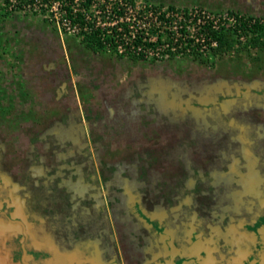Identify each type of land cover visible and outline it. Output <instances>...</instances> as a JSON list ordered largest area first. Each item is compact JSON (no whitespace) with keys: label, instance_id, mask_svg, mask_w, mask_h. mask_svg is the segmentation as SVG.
<instances>
[{"label":"rangeland","instance_id":"1","mask_svg":"<svg viewBox=\"0 0 264 264\" xmlns=\"http://www.w3.org/2000/svg\"><path fill=\"white\" fill-rule=\"evenodd\" d=\"M135 1L138 6L149 1L202 7L220 14L231 10L264 19V0ZM14 4L15 0H9V4L0 0V130L13 125L11 130L18 136L21 127L29 124L28 119L31 124L39 115L38 126L30 134L35 142L45 144L46 141L35 134L58 119L55 124L61 126L62 134L73 133L76 125L115 126L118 128L112 131L122 134L118 133L114 142L153 140V144L158 145L161 160L168 157L167 150L175 147L171 157L184 158L188 170L192 171V180L202 179V167L216 174L239 171L262 181L264 190V104L256 93L264 88V48L260 50L241 43L226 54H209L202 62L177 58L134 63L117 60L110 54L87 52L73 33L60 30L55 8L36 6L34 10H18ZM49 63L54 67L46 69ZM62 83L66 86L59 97L56 91ZM15 136L10 138L14 140ZM6 146L5 142H0L1 166L19 165V162H28L30 168L34 166L27 172L16 173V177L22 176L24 183L30 185L27 195L25 190H11L9 195L19 197L23 211L31 215V225L35 227L32 232L43 234L53 230L44 212L51 208L54 213L56 209L55 214L62 220L67 212H76L68 201L69 189L61 183L63 178H72L76 173L54 176L53 166L60 157L53 149V154L44 158L47 161L36 159L43 150L31 140L10 145V155L3 150ZM62 151L70 159L87 158L84 148L76 151L63 148ZM202 159L207 161L206 166H202ZM175 163L167 164L166 169L179 165L178 161ZM156 171L154 169L152 174L159 173ZM104 186L96 190L99 201L106 197ZM219 187L220 183L216 187L218 192ZM4 195L2 198L7 197V193ZM204 198L213 203L221 197L209 194ZM90 214L86 216L91 222L99 217L95 212L96 217ZM262 221L247 225L258 232L257 225ZM95 223L102 232L105 230L102 238L113 239L105 213L100 214ZM86 242L90 244V238ZM1 244L3 246L4 237L0 235ZM9 247L12 244L9 243Z\"/></svg>","mask_w":264,"mask_h":264},{"label":"flooded vegetation","instance_id":"2","mask_svg":"<svg viewBox=\"0 0 264 264\" xmlns=\"http://www.w3.org/2000/svg\"><path fill=\"white\" fill-rule=\"evenodd\" d=\"M256 93L264 104V88ZM39 117L31 124L28 119L18 136L11 130L13 125L4 126L0 130V142L7 144L3 150L10 155V145L31 140L43 150L36 159L47 161L44 158L54 149L61 160L54 163L52 174L76 173L61 180L69 189L68 201L76 212H67L62 220L56 209L54 213L51 208L45 210L53 230L32 232L31 215L25 214L19 197L9 194L25 190L27 195L30 185L16 173L34 166L30 168L28 162L0 165V235L4 237L0 264H264V190L256 177L253 180L239 171L216 174L202 167V179L192 180L184 158L171 157L175 147L167 150L168 159L161 160L158 145L147 138L146 142L135 140L127 145L104 142L113 134L119 136L118 130L112 131L118 128L115 126L76 125L73 133L62 134L61 126L55 124L58 119L35 134L46 141L45 145L35 142L30 134ZM63 148H84L87 158L70 159ZM206 162L202 159V166ZM169 163L174 165L166 169ZM154 169L159 173L152 174ZM100 185L106 186L101 202L96 193ZM5 193L7 197L2 198ZM209 194L221 198L208 203L204 196ZM94 212L99 217L91 222L86 215L95 216ZM102 213L114 235L107 241L102 238L105 230L95 225ZM260 219V232H253L247 224ZM89 238L90 244L86 242Z\"/></svg>","mask_w":264,"mask_h":264},{"label":"trees","instance_id":"3","mask_svg":"<svg viewBox=\"0 0 264 264\" xmlns=\"http://www.w3.org/2000/svg\"><path fill=\"white\" fill-rule=\"evenodd\" d=\"M54 4L63 33L74 30L87 52L117 60L202 62L209 54H226L241 43L264 48V19L231 10L220 14L149 1L138 6L135 0H15L14 8Z\"/></svg>","mask_w":264,"mask_h":264},{"label":"water","instance_id":"4","mask_svg":"<svg viewBox=\"0 0 264 264\" xmlns=\"http://www.w3.org/2000/svg\"><path fill=\"white\" fill-rule=\"evenodd\" d=\"M49 67L52 68V67H54V66H53L52 63H49V65H48L47 67H45V68H46V69H49ZM65 86H66V83H62V84H61L60 88L56 91V95H57V96H59V97L61 96V94H62L61 92H62V90H64ZM59 97H58V98H59Z\"/></svg>","mask_w":264,"mask_h":264},{"label":"crops","instance_id":"5","mask_svg":"<svg viewBox=\"0 0 264 264\" xmlns=\"http://www.w3.org/2000/svg\"><path fill=\"white\" fill-rule=\"evenodd\" d=\"M114 135H115V134H113V136H111L109 140H108V139H104V142H106V143H108V142H113V140H115V139L117 138V136H114ZM119 138H121V137H119ZM121 143L127 145V144H130L131 142H129V143L126 142V143H125V140H123Z\"/></svg>","mask_w":264,"mask_h":264},{"label":"built area","instance_id":"6","mask_svg":"<svg viewBox=\"0 0 264 264\" xmlns=\"http://www.w3.org/2000/svg\"><path fill=\"white\" fill-rule=\"evenodd\" d=\"M51 8H55V9H57V4H54ZM67 32H69V33H73V34H74V30H70V29H68ZM67 32H66V33H67Z\"/></svg>","mask_w":264,"mask_h":264}]
</instances>
